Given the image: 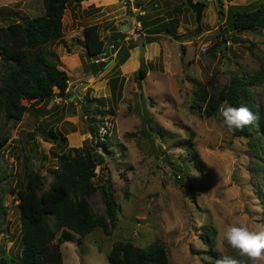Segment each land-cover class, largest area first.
<instances>
[{
	"label": "rangeland",
	"instance_id": "obj_1",
	"mask_svg": "<svg viewBox=\"0 0 264 264\" xmlns=\"http://www.w3.org/2000/svg\"><path fill=\"white\" fill-rule=\"evenodd\" d=\"M81 1L69 2L62 18L64 37L49 46L69 77L71 96L33 106L3 132L8 141L0 149V167L11 177L0 182L7 209L0 218L4 219L0 253L14 259L20 255L16 184L24 171L23 158L28 156V164L45 178L46 188L50 169L58 162L55 156L91 146L102 156L93 181L98 187L111 185L117 222L111 236L95 230L61 244L62 264H108L117 241H129L137 248L158 242L166 250L168 264H209L211 251L238 256L223 232L229 224L242 222L263 228L261 161L248 137L233 136L218 118H206L193 102L200 86L212 94L232 77H249L264 64V29L235 33L227 21L231 8L254 10L264 1L191 0L205 5L199 33L191 10L182 8L177 16L172 12L186 0H129L128 5L126 0H99L86 9H81L85 6ZM133 2L146 10L135 15ZM167 12L178 17L177 30L154 36L156 41L144 45V60H139L138 46H131L144 40L145 30L133 29L135 20L142 16L167 21ZM43 13L42 0H0V27ZM91 25L99 28L103 51L112 54L101 67L93 65L98 57L85 55L82 31ZM220 28L232 37L225 55L220 51L224 38ZM117 33L124 39L119 48L111 43ZM128 48L135 67L117 64V53ZM140 66L147 74L139 81L135 72ZM253 95L264 124V81L254 87ZM36 123L42 131L32 136ZM50 128L65 138L64 144L57 147L59 143L48 138ZM252 138L259 140L257 135ZM106 140L107 152L102 153ZM190 144L205 170L192 159ZM89 204L95 212H104L99 190ZM205 228L214 231L212 246L202 238Z\"/></svg>",
	"mask_w": 264,
	"mask_h": 264
},
{
	"label": "trees",
	"instance_id": "obj_2",
	"mask_svg": "<svg viewBox=\"0 0 264 264\" xmlns=\"http://www.w3.org/2000/svg\"><path fill=\"white\" fill-rule=\"evenodd\" d=\"M70 1L72 0H42L44 8L42 15L0 27V121L2 118L4 121L0 122V149L8 141L3 132L10 123L20 122L33 106L47 105L54 97H63V100H66L71 96L67 92L69 77L65 70L59 68V59L49 48L64 37L62 18ZM126 3L128 5L129 0H126ZM182 8L190 11L184 1L172 12L176 16L180 15ZM167 16V21L159 18L149 21L138 16L140 19H137V22L140 23L142 30H145L144 45L155 42L154 36L177 30L178 17L172 18L170 12H167ZM227 21L229 28L235 33L249 31L252 28L264 29V5L254 10L231 8ZM220 29L223 40L229 42L232 37L228 31ZM82 36L86 57L97 59L104 52V42L98 26L83 28ZM123 40L122 35L117 33L112 36L111 43L119 48ZM136 44L131 48L136 47ZM129 50L128 48L117 53L119 66L127 63L126 67H135L130 61ZM105 63L93 65L101 67ZM98 71H101V68H98ZM146 74V67L140 66L135 72V79L140 81ZM263 81L264 64L249 77L244 75L232 77L228 84L216 89L212 94L208 95L205 87L200 86L193 102L206 118H218L221 123L222 118L218 109L225 102L235 107L247 106L257 115L258 119L253 125L230 133L235 137L249 138V146L261 161L259 173L262 188H264V124L254 100L253 89ZM113 82L116 80L111 83ZM25 102L31 105L28 107ZM41 115L43 116L44 112ZM36 124L32 136L42 131L40 124ZM47 132L53 143H59L57 147L64 144L65 138L61 134L52 128ZM254 135L258 136L259 142L253 140ZM97 143L96 141L93 143L94 147ZM107 144V140L101 143L102 153L107 152ZM188 151L191 152L197 166L205 170L204 162L192 149L191 144ZM55 157L58 162L55 168L50 169L51 180L46 188L45 178L28 164V156L23 158L24 171L21 180L16 184L20 255L18 259H14L1 251L0 264H62L60 246L71 240L74 235L85 237L95 230H101L105 235L111 236L118 216L112 188L110 184L98 187L93 181L95 169L102 162L101 154H97L89 146L73 149L72 155L62 153ZM9 177L11 175L5 168L0 167V182L7 181ZM97 190L104 207L103 213L95 212L89 204V199ZM2 201L3 197L0 194V218L5 217L7 210ZM3 220L0 221V225ZM260 222L264 228V203ZM204 231L202 238L212 246L214 231L211 228H205ZM209 255L211 257L209 264H216L222 256L216 251H211ZM107 261L108 264H168L166 250L158 242H153L145 248H137L129 241H117L112 245Z\"/></svg>",
	"mask_w": 264,
	"mask_h": 264
},
{
	"label": "clouds",
	"instance_id": "obj_3",
	"mask_svg": "<svg viewBox=\"0 0 264 264\" xmlns=\"http://www.w3.org/2000/svg\"><path fill=\"white\" fill-rule=\"evenodd\" d=\"M222 125L230 132L253 125L257 115L247 106H232L228 102L219 109ZM226 243L238 256L223 255L216 264H264V228L254 229L247 223L229 224L223 232Z\"/></svg>",
	"mask_w": 264,
	"mask_h": 264
},
{
	"label": "water",
	"instance_id": "obj_4",
	"mask_svg": "<svg viewBox=\"0 0 264 264\" xmlns=\"http://www.w3.org/2000/svg\"><path fill=\"white\" fill-rule=\"evenodd\" d=\"M187 7L191 10V12L194 14V19H195V23H196V33H199L200 29H201V20H202V13L203 10L205 8V5L200 2H193L191 0H186L185 1ZM132 6L134 9H136L135 15H137L139 12H144L146 9L145 8H139V6L133 2ZM220 18L222 21V13H220ZM226 41L223 40L221 45H220V51L223 55H225L226 53ZM137 46H138V51H139V60L143 61L144 60V55H145V46H144V41L142 38H140L139 40H137ZM225 60L227 61L228 58L225 57Z\"/></svg>",
	"mask_w": 264,
	"mask_h": 264
},
{
	"label": "crops",
	"instance_id": "obj_5",
	"mask_svg": "<svg viewBox=\"0 0 264 264\" xmlns=\"http://www.w3.org/2000/svg\"><path fill=\"white\" fill-rule=\"evenodd\" d=\"M99 2V0H82L81 1V5H85V6H83L81 9H83L84 7H85V9L87 8V7H91L92 5H94L96 2ZM105 1V3H112V2H114L115 0H104ZM97 5V4H96ZM133 20V17H131V21ZM135 22H137V20H135ZM133 29H135V30H138V29H136L135 28V24H133ZM139 32H140V30H139ZM144 35V34H143ZM144 41V40H143ZM145 50H146V46H145ZM130 61L131 62H133V63H135V60L133 61L131 58H130Z\"/></svg>",
	"mask_w": 264,
	"mask_h": 264
},
{
	"label": "built area",
	"instance_id": "obj_6",
	"mask_svg": "<svg viewBox=\"0 0 264 264\" xmlns=\"http://www.w3.org/2000/svg\"><path fill=\"white\" fill-rule=\"evenodd\" d=\"M135 28L138 29V30L141 29V25H140L139 22L135 23ZM111 47H112V46H111ZM111 56H112L111 51H109V52H103V53L98 57V59L95 60V63H96V64H100V63H102V62H107L106 60H108Z\"/></svg>",
	"mask_w": 264,
	"mask_h": 264
}]
</instances>
